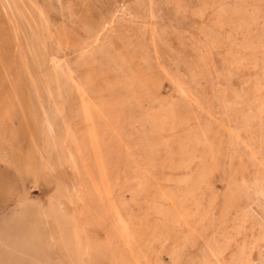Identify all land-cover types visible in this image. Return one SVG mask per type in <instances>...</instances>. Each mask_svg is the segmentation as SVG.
Listing matches in <instances>:
<instances>
[{"label": "rangeland", "instance_id": "rangeland-1", "mask_svg": "<svg viewBox=\"0 0 264 264\" xmlns=\"http://www.w3.org/2000/svg\"><path fill=\"white\" fill-rule=\"evenodd\" d=\"M0 264H264V0H0Z\"/></svg>", "mask_w": 264, "mask_h": 264}]
</instances>
